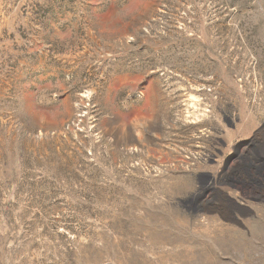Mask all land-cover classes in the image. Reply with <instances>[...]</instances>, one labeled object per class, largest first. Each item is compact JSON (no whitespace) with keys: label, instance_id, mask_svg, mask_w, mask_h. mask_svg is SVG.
I'll return each instance as SVG.
<instances>
[{"label":"rangeland","instance_id":"1","mask_svg":"<svg viewBox=\"0 0 264 264\" xmlns=\"http://www.w3.org/2000/svg\"><path fill=\"white\" fill-rule=\"evenodd\" d=\"M0 264H264V0H0Z\"/></svg>","mask_w":264,"mask_h":264},{"label":"bare ground","instance_id":"2","mask_svg":"<svg viewBox=\"0 0 264 264\" xmlns=\"http://www.w3.org/2000/svg\"><path fill=\"white\" fill-rule=\"evenodd\" d=\"M218 183H220V179L217 181ZM215 184V183H214ZM209 216V215H208Z\"/></svg>","mask_w":264,"mask_h":264},{"label":"water","instance_id":"3","mask_svg":"<svg viewBox=\"0 0 264 264\" xmlns=\"http://www.w3.org/2000/svg\"><path fill=\"white\" fill-rule=\"evenodd\" d=\"M228 161H229V159H228ZM228 161H225V164H227V163H228Z\"/></svg>","mask_w":264,"mask_h":264}]
</instances>
